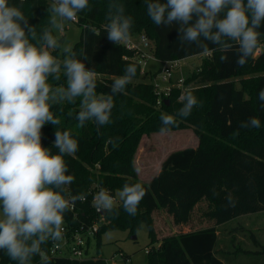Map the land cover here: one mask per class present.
I'll return each instance as SVG.
<instances>
[{
	"label": "trees",
	"instance_id": "1",
	"mask_svg": "<svg viewBox=\"0 0 264 264\" xmlns=\"http://www.w3.org/2000/svg\"><path fill=\"white\" fill-rule=\"evenodd\" d=\"M113 2L123 4L125 14L133 17L131 38L145 35L153 42L156 60L176 61L205 53L194 43H181L179 23L155 25L146 13L147 0H88V8L77 15V24L82 27V32L73 51L77 59L96 72L97 94H109L114 78L124 75L126 65L134 64L136 75L124 93L114 95L111 123L97 126L95 121L90 120L83 127L78 126L76 115L80 111L82 98H77L74 103L63 102L52 107L60 124L49 123L43 127L42 145L52 154H57L59 150L54 146L56 131L70 132L78 142V151L72 156H64L69 173L75 178L64 195L86 196L85 201H76L64 215L63 226L86 231L104 217L105 223L100 225L94 239L89 241L90 245L96 241L98 254L103 232L126 230L134 235L141 225L146 224L151 237L147 264H237L234 260L239 254H235L237 249H232L233 240L231 243L221 237L217 228H202L159 239L154 228L153 213L158 207L166 206L172 197L183 196L185 201L190 200L191 195L186 194L198 186L203 188L202 197L212 205L211 215L219 221L264 209V108L261 107L264 102L258 98L260 90L264 89V51L258 56L254 53L241 67L236 62L240 55L237 51L239 46L234 42L232 50L224 53L211 41H203L209 46V55L192 72L187 73L185 81V91H191L200 104L193 108L189 116L180 117L176 113L183 107L179 99L182 89L174 87L159 105V94L153 82L159 72L149 74L151 81H142L149 71L142 73L141 65L134 59V51L127 49L123 43L116 45L107 39L105 25L108 23L109 4ZM159 2L166 3V0ZM9 3L21 8L28 24L35 28L37 37L44 29L51 27L49 20L52 13L47 0H9ZM195 20L194 16L189 24L195 23ZM93 27L97 33L91 31ZM258 31L262 34L261 45L264 44V22ZM52 34L54 36L53 29ZM52 54L60 60L64 59L59 49ZM222 55H227L226 61H221ZM243 74L253 77L249 80L239 79ZM49 83L54 87L60 84L66 86V77L62 72L59 81L49 77ZM166 100L170 103L167 104ZM162 113L173 115L177 121L175 125L168 126L167 131L193 128L199 145L197 148L174 151L166 157L161 171L164 178H171L169 183L162 179L160 190L153 184L154 200L149 187L138 180L135 154L143 135L161 132ZM253 116L261 121L259 128H240L241 122ZM237 132L239 134L234 135ZM126 183H141L146 190L137 214L130 216L126 213L123 201H120L113 212L100 215L94 204V196L104 188L115 197L116 191ZM197 200L191 201L188 210ZM253 240L260 245L258 239ZM54 242L49 240L43 244L42 251L49 252ZM157 242H161L159 248L155 247ZM242 252L261 257L264 247ZM0 264L18 262L10 260L6 252L0 250ZM31 264H41V257L34 256ZM48 264L109 263L98 256L74 260L48 257Z\"/></svg>",
	"mask_w": 264,
	"mask_h": 264
},
{
	"label": "clouds",
	"instance_id": "2",
	"mask_svg": "<svg viewBox=\"0 0 264 264\" xmlns=\"http://www.w3.org/2000/svg\"><path fill=\"white\" fill-rule=\"evenodd\" d=\"M88 6V0H53L51 27L37 37L21 8L0 0V250L18 264H31L36 255L41 257V264H48L41 246L63 238L64 215L76 201L86 199L84 194L64 195L75 179L64 156L78 151V142L70 132L56 131L57 154L42 145L43 127L60 124L52 107L82 98L76 115L78 126L90 120L97 126L111 123L114 95L124 93L136 75V66L126 65L124 75L114 78L111 92L97 94L96 72L76 58L71 45L62 47L63 60L52 54L61 48L52 29L62 32L63 22L76 20ZM146 13L157 26L179 23L181 43H194L205 53L209 46L203 41H211L224 53L232 50L234 42L240 54L236 62L242 67L260 46L262 34L258 29L264 22V0H147ZM194 16L195 23L190 25ZM107 19L109 41L117 45L131 40L134 20L125 14L123 4H109ZM91 31L97 33L94 27ZM220 59L226 61L227 55ZM62 72L66 86L49 83V77L59 81ZM258 98L264 102V89ZM179 99L183 107L176 115L180 117L189 116L200 104L191 91H185ZM160 120L161 133L177 123L166 113ZM260 126L255 116L240 124V128ZM117 195L123 201V210L135 216L146 190L141 183H126ZM94 204L97 211L116 209L115 197L104 188L94 196Z\"/></svg>",
	"mask_w": 264,
	"mask_h": 264
},
{
	"label": "rangeland",
	"instance_id": "3",
	"mask_svg": "<svg viewBox=\"0 0 264 264\" xmlns=\"http://www.w3.org/2000/svg\"><path fill=\"white\" fill-rule=\"evenodd\" d=\"M63 31L53 28L54 36L61 41V48L65 45L73 46L79 41L82 27L76 22L64 21ZM256 56V55H255ZM204 56L197 55L187 59L185 72H192L195 67L201 64ZM164 63L158 60H149L146 69L149 71L142 81L149 82L152 72H157ZM253 75L243 74L239 79L249 80ZM199 145L198 136L193 128L171 130L164 133L152 132L142 136L135 154V167L138 180L149 187L150 195L155 199L156 194L153 184L160 190V183L164 178L161 171L162 162L166 157L177 150L185 148H197ZM171 178V177H170ZM169 177H165V183H169ZM158 181V182H157ZM190 189L188 194L190 200H184L183 196L173 198L166 206L158 207L153 213V222L156 235L159 239L178 235L201 228L215 227L219 230L221 237H226L231 242L232 249H237V264H264V255L254 257L244 254L243 250H258L264 247V209L255 212L231 216L229 220L219 221L211 215L212 205L210 201L202 197L203 188ZM116 191V204L120 198ZM185 195V194H181ZM193 199H199L190 210L189 206ZM251 233L253 236L251 237ZM253 238L260 241L257 245ZM102 246L97 252V244L94 240L89 249L88 258L101 257L109 264H147L148 253L146 250L151 247L149 228L143 224L136 234L130 235L126 230H110L101 234ZM160 241V240H159ZM161 242L155 247L159 248ZM125 255L126 257H123Z\"/></svg>",
	"mask_w": 264,
	"mask_h": 264
},
{
	"label": "built area",
	"instance_id": "4",
	"mask_svg": "<svg viewBox=\"0 0 264 264\" xmlns=\"http://www.w3.org/2000/svg\"><path fill=\"white\" fill-rule=\"evenodd\" d=\"M51 5L53 0H47ZM72 22H78V17ZM127 49L134 51L135 61L141 65V71L145 74L148 70L146 66L149 60L155 59L153 55V42L145 35H140L137 38H131L130 41L123 43ZM264 51V44H261L255 51V55L258 56ZM209 52L202 54L206 57ZM187 59L176 61H165L163 67L158 70L159 74L153 81L159 94L158 104L160 105L163 100L169 96L171 90L174 87H179L184 93L186 88L187 73L185 72V63ZM181 93V94H182ZM116 200V197H115ZM105 223V218L101 217L99 221L94 223L88 230L76 229L71 230L63 226V238L59 241H55L49 252L45 253L48 257H66L69 259H86L91 245L89 241L93 240L97 234L100 225ZM148 252V249L146 250Z\"/></svg>",
	"mask_w": 264,
	"mask_h": 264
},
{
	"label": "water",
	"instance_id": "5",
	"mask_svg": "<svg viewBox=\"0 0 264 264\" xmlns=\"http://www.w3.org/2000/svg\"><path fill=\"white\" fill-rule=\"evenodd\" d=\"M166 103L169 104L170 101L169 100H166ZM98 212H99L100 215H103V216H105L106 213H107L106 211H98Z\"/></svg>",
	"mask_w": 264,
	"mask_h": 264
},
{
	"label": "crops",
	"instance_id": "6",
	"mask_svg": "<svg viewBox=\"0 0 264 264\" xmlns=\"http://www.w3.org/2000/svg\"><path fill=\"white\" fill-rule=\"evenodd\" d=\"M202 229V228H201ZM200 230V229H199ZM193 231H197V230H193ZM190 232H192V231H190ZM187 233V232H186ZM218 233H220L219 232V230H218ZM224 239H226V240H228V238H226V237H224ZM229 241V240H228Z\"/></svg>",
	"mask_w": 264,
	"mask_h": 264
}]
</instances>
